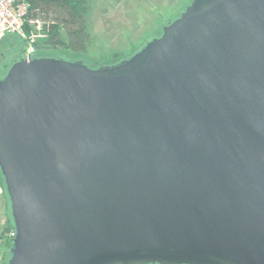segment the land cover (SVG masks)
<instances>
[{
	"label": "water",
	"instance_id": "obj_1",
	"mask_svg": "<svg viewBox=\"0 0 264 264\" xmlns=\"http://www.w3.org/2000/svg\"><path fill=\"white\" fill-rule=\"evenodd\" d=\"M161 29L111 65L0 77L5 264H264V0Z\"/></svg>",
	"mask_w": 264,
	"mask_h": 264
},
{
	"label": "rangeland",
	"instance_id": "obj_2",
	"mask_svg": "<svg viewBox=\"0 0 264 264\" xmlns=\"http://www.w3.org/2000/svg\"><path fill=\"white\" fill-rule=\"evenodd\" d=\"M191 0H86V17L92 41L86 52L34 44L35 56L81 59L89 67L111 65L132 55L144 39L158 36L162 27L181 13ZM35 31V30H34ZM33 31V33H34ZM32 33V34H33ZM35 31L34 40L38 37ZM26 35L8 31L0 39V77L13 59L22 56L29 44ZM33 41V40H32ZM1 256L5 264L6 256Z\"/></svg>",
	"mask_w": 264,
	"mask_h": 264
},
{
	"label": "trees",
	"instance_id": "obj_3",
	"mask_svg": "<svg viewBox=\"0 0 264 264\" xmlns=\"http://www.w3.org/2000/svg\"><path fill=\"white\" fill-rule=\"evenodd\" d=\"M25 1L29 5L27 17L43 21L42 36L32 41L36 49L39 46H50L60 47L72 52H86L92 41L86 17V0ZM24 31L26 36L30 38L33 32L32 25L25 22ZM2 181L6 192L3 177ZM13 231L14 226L10 216L8 225L0 229V247L2 255L7 254V260L10 256L13 238L11 232Z\"/></svg>",
	"mask_w": 264,
	"mask_h": 264
},
{
	"label": "built area",
	"instance_id": "obj_4",
	"mask_svg": "<svg viewBox=\"0 0 264 264\" xmlns=\"http://www.w3.org/2000/svg\"><path fill=\"white\" fill-rule=\"evenodd\" d=\"M29 5L25 0H0V39L8 31H16L19 35H26L24 31V23L32 25L33 31H37V35L42 36L43 21L40 19H30L27 17ZM31 34V40L23 54L25 59L34 56V46L32 40L34 35ZM29 54V57H28ZM15 235V231L11 232V236ZM2 250L0 247V263H1Z\"/></svg>",
	"mask_w": 264,
	"mask_h": 264
},
{
	"label": "crops",
	"instance_id": "obj_5",
	"mask_svg": "<svg viewBox=\"0 0 264 264\" xmlns=\"http://www.w3.org/2000/svg\"><path fill=\"white\" fill-rule=\"evenodd\" d=\"M9 199L3 188V181L0 174V229L10 222Z\"/></svg>",
	"mask_w": 264,
	"mask_h": 264
}]
</instances>
